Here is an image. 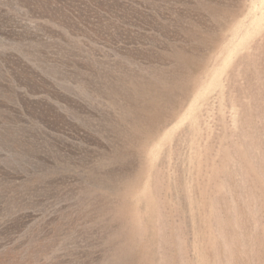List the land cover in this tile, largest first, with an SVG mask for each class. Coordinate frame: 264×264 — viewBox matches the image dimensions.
<instances>
[{
  "label": "rangeland",
  "instance_id": "1",
  "mask_svg": "<svg viewBox=\"0 0 264 264\" xmlns=\"http://www.w3.org/2000/svg\"><path fill=\"white\" fill-rule=\"evenodd\" d=\"M0 264H264V0H0Z\"/></svg>",
  "mask_w": 264,
  "mask_h": 264
}]
</instances>
